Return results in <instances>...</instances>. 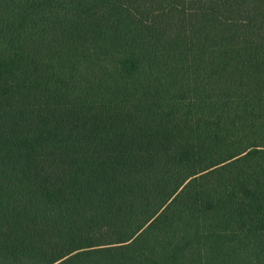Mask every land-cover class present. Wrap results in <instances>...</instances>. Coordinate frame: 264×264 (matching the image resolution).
I'll return each instance as SVG.
<instances>
[{
    "label": "trees",
    "instance_id": "trees-1",
    "mask_svg": "<svg viewBox=\"0 0 264 264\" xmlns=\"http://www.w3.org/2000/svg\"><path fill=\"white\" fill-rule=\"evenodd\" d=\"M0 264H264V0H0Z\"/></svg>",
    "mask_w": 264,
    "mask_h": 264
}]
</instances>
